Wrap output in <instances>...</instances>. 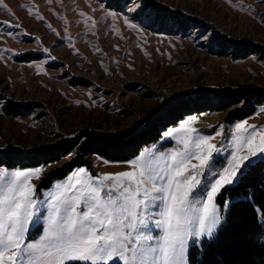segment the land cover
Instances as JSON below:
<instances>
[{
    "label": "rangeland",
    "instance_id": "374dc122",
    "mask_svg": "<svg viewBox=\"0 0 264 264\" xmlns=\"http://www.w3.org/2000/svg\"><path fill=\"white\" fill-rule=\"evenodd\" d=\"M159 1L186 17L204 21L227 38L242 43L253 54L242 59H234L231 54L218 56L210 45L211 32L203 29H183L177 35L156 33L140 23V20L148 23L144 16L132 19L136 12L129 10L135 8L138 12V3L124 13H117L96 0H52V3L3 0L18 19L0 7V50H11L0 52V151L14 149L27 155L59 147L86 131L127 133L142 127L167 102L189 92L237 90L243 86L264 90V52H260L264 51V23L259 19L264 13V4L260 0ZM30 4L37 6L33 11H39L44 21L29 16L21 7ZM241 4L246 7L231 6ZM111 12L116 13L115 17L108 15ZM126 15L139 30L125 23ZM87 16L92 20L86 22ZM3 21L21 23L22 27L9 28ZM9 31L14 35H7ZM25 32L29 35H24ZM45 48L49 52L45 53ZM28 53H38L42 59L29 63L19 61L20 56ZM50 56L56 59L50 60ZM77 81L85 85H75ZM10 103L29 107L21 115H12L6 110ZM262 108L264 105L246 119L248 125L264 126ZM204 114H196L198 119L190 126L213 135L218 126L225 127L226 138L210 141L222 149L216 154V163L222 164L231 159L235 124L243 121L228 123V112ZM171 129L163 133L158 143L142 151L168 152L179 147L175 137H166ZM74 157L72 153L44 165L47 167L41 179L32 181L37 184L41 199L55 182L65 178L42 190L38 189V183L48 172L66 166ZM102 160L99 156L89 158L93 175L131 170L129 165L104 164ZM260 160H264V155L258 156L253 164ZM231 203L228 201V208L223 210L224 216ZM45 215L42 209L30 229V239H38V233L42 235ZM153 232L159 234L154 227ZM213 238L203 237L199 244L192 242L190 250Z\"/></svg>",
    "mask_w": 264,
    "mask_h": 264
},
{
    "label": "snow or ice",
    "instance_id": "6c2138e0",
    "mask_svg": "<svg viewBox=\"0 0 264 264\" xmlns=\"http://www.w3.org/2000/svg\"><path fill=\"white\" fill-rule=\"evenodd\" d=\"M260 2L264 4V0ZM0 7L18 19L3 0ZM21 7L44 21L39 11H33L36 5ZM129 11L136 12L133 20L145 15L143 8ZM108 15L115 17L116 13ZM145 18L148 23L140 20L145 28L157 22L151 14ZM259 19L264 23V13ZM2 23L22 27L21 23ZM125 23L139 30L127 15ZM43 51L49 52L47 48ZM197 119L190 116L166 133V137H175L179 147L168 152L145 150L130 161L102 160L104 164L129 165L127 171L93 175L88 168L79 167L55 182L43 199L32 181H39L47 166L0 167V264H191L192 242L213 238L224 226L223 210L229 204L221 205L216 198L264 155V126L248 125L245 120L235 124L231 159L217 164L216 154L222 149L210 141L226 138L227 131L220 125L214 135L203 134L190 126ZM252 203L255 211L254 199ZM42 209L46 227L42 235L37 234L38 239H30V229ZM258 220L264 221V209L258 212ZM258 227L264 231V223Z\"/></svg>",
    "mask_w": 264,
    "mask_h": 264
},
{
    "label": "trees",
    "instance_id": "16d2710c",
    "mask_svg": "<svg viewBox=\"0 0 264 264\" xmlns=\"http://www.w3.org/2000/svg\"><path fill=\"white\" fill-rule=\"evenodd\" d=\"M106 9L124 13L134 4L144 10V17L152 15L157 22L150 30L167 35H177L183 29H203L210 34V45L218 56H231L234 59L247 58L253 51L240 42L227 38L204 21L170 8L159 0H96ZM139 8V9H140ZM147 13V14H146ZM141 16L140 18H142ZM166 20L160 23L159 19ZM259 51L260 49H256ZM260 52H264L260 50ZM38 53L20 56L19 61L29 63L40 61ZM75 85H85L77 81ZM264 105V90L240 87L237 90H199L184 94L167 102L142 126L127 133L106 134L86 131L76 139L63 142L59 147L21 154L18 150L0 151V167L23 168L44 166L58 162L60 158L74 154L72 161L60 169L48 172L38 183V189H47L55 181L66 178L79 167L90 168L89 158L99 156L108 161H130L141 151L158 143L163 133L188 116L202 113L228 112V123L244 121L255 115L259 106ZM28 105L10 103L6 107L12 115H21ZM241 107V108H239ZM235 109V110H233ZM257 206L254 211L252 200ZM231 201L222 229L212 240L194 245L190 250L191 264H264V231L258 227L257 209H264V160L246 169L233 187H228L218 196V202Z\"/></svg>",
    "mask_w": 264,
    "mask_h": 264
}]
</instances>
